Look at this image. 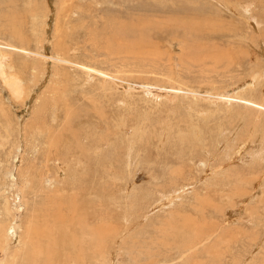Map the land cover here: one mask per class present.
<instances>
[{
    "label": "rangeland",
    "instance_id": "rangeland-1",
    "mask_svg": "<svg viewBox=\"0 0 264 264\" xmlns=\"http://www.w3.org/2000/svg\"><path fill=\"white\" fill-rule=\"evenodd\" d=\"M1 53L0 264H264V0H0Z\"/></svg>",
    "mask_w": 264,
    "mask_h": 264
},
{
    "label": "bare ground",
    "instance_id": "bare-ground-1",
    "mask_svg": "<svg viewBox=\"0 0 264 264\" xmlns=\"http://www.w3.org/2000/svg\"><path fill=\"white\" fill-rule=\"evenodd\" d=\"M60 3V2H59ZM62 6V5H61ZM209 23V22H208ZM207 23V24H208ZM206 24V25H207ZM195 26V25H194ZM196 27V29L195 30H197V26H195ZM207 27V26H206ZM216 27V28H215ZM214 30H217L218 29V26H214ZM207 29H211V30H213V26L211 25V23H209V25H208V27H207ZM201 32V31H200ZM111 38V37H110ZM249 42H250V40H249ZM110 43H112V42H110ZM117 48V47H116ZM111 50V49H110ZM218 55V54H217ZM219 55H222V54H219ZM3 58H5L6 59V62L5 61H3V60H5V59H3ZM7 56L6 55H4L3 53H1V55H0V74H1V76H2V78H3V80H4V82L8 85V87L11 89V93H12V95L13 96H19V94L22 92V89H21V85L19 86L18 85V83L19 82H17V77H16V74H15V76H14V73H9V72H6V65H7V68L8 67H10L11 65H10V62L7 60ZM10 58V57H9ZM8 58V59H9ZM222 59H224V58H222ZM16 78V79H15ZM179 171V170H178ZM52 203V202H51ZM55 203V202H54ZM59 203H62V202H59ZM59 203H58V205H59ZM65 203V202H64ZM56 205V204H55ZM57 205V206H58ZM56 206V207H57ZM59 207H61V205H59ZM71 208V207H70ZM55 209V208H54ZM57 209H58V207H57ZM73 209H75L74 208V206L71 208V210H73ZM59 211H61V208L59 209ZM54 214H56L55 212H54ZM59 214V213H58ZM29 221H31V219L29 220ZM69 223V222H68ZM29 224H32V223H30L29 222ZM61 224V223H60ZM31 227V226H30ZM30 227L28 228V229H30ZM65 227V226H64ZM33 228V227H32ZM61 228H63V227H61ZM28 229H26V230H28ZM34 229V228H33ZM53 229V228H52ZM67 229V228H66ZM65 230V229H64ZM33 231V230H32ZM100 231V230H99ZM29 235H30V232L28 233ZM100 234H102V233H100ZM27 237H29L28 235L26 236V238ZM95 238V237H94ZM99 238V237H98ZM32 239V238H31ZM72 239V238H71ZM70 239V242L72 243V240ZM98 240V239H97ZM101 240V239H100ZM38 242H37V244H33V243H31V245H33V247H34V249H38L39 250V253H41V252H43L44 251V247H40L39 248V240H37ZM29 242V241H28ZM30 243V242H29ZM28 243V244H29ZM95 244H96V242H95ZM53 245V244H52ZM49 246V245H48ZM54 247V246H53ZM78 247V246H77ZM31 250V249H30ZM46 251H48L47 249H45ZM52 250V249H51ZM53 251V250H52ZM49 253V252H48ZM47 253V254H48ZM34 254V253H33ZM32 254V255H33ZM38 254V253H37ZM78 254H79V252H78ZM36 255V254H35ZM50 255H51V253H50ZM77 255V254H76ZM37 256V255H36ZM33 259H35V258H33ZM45 259V258H44ZM79 259H81V258H79ZM35 261V260H34ZM32 262V261H31ZM42 262H44V264H48V263H50V264H52V261H51V259H47V262L46 261H42Z\"/></svg>",
    "mask_w": 264,
    "mask_h": 264
}]
</instances>
